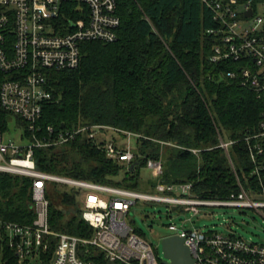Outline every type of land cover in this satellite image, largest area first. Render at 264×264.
Listing matches in <instances>:
<instances>
[{"label": "trees", "instance_id": "obj_1", "mask_svg": "<svg viewBox=\"0 0 264 264\" xmlns=\"http://www.w3.org/2000/svg\"><path fill=\"white\" fill-rule=\"evenodd\" d=\"M117 14V41L86 43L78 68L49 73L53 98L44 107L37 137L51 141L65 130L90 131L65 144L36 148L37 169L142 192L140 167L150 159L162 160V183H191L192 195L206 200L238 194L237 176L243 186L252 182L243 138L258 130L264 97L228 77L238 71L233 62L211 60L218 39L210 33L217 28L210 9L201 0H118ZM6 78L0 70V88ZM12 119L23 129L21 140L29 141L27 123L1 105L0 136ZM129 133L133 136L126 139ZM132 138L136 147L130 164L107 157L108 142L123 150L131 147ZM221 139L236 142L229 147L231 161ZM134 162L139 166L130 170ZM32 186L30 178L0 173V219L33 223ZM60 188L51 183L47 192L51 229L91 238L93 228L82 218L81 192ZM3 237L0 264H32L22 262L8 236ZM52 251L41 256L44 264H51ZM83 257L111 264L93 248Z\"/></svg>", "mask_w": 264, "mask_h": 264}, {"label": "built area", "instance_id": "obj_2", "mask_svg": "<svg viewBox=\"0 0 264 264\" xmlns=\"http://www.w3.org/2000/svg\"><path fill=\"white\" fill-rule=\"evenodd\" d=\"M212 12L217 28L214 62L231 61L238 71L228 77L240 80L244 87L264 97V0H201ZM118 0H0V70L7 75L0 88V105L13 117L27 123L32 138L28 143L5 142L0 136V173L32 179L35 219L22 225L0 219V249L6 234L22 262L43 264L41 256L53 249L51 264H97L83 256L93 248L111 264H160L154 249L126 222L138 201L177 205L184 212L200 213V207L251 208L264 216V111L259 128L243 138L252 165L248 186L237 176L240 191L225 201L206 200L192 195L193 185L161 182L163 163L150 159L147 167L158 180L154 192L146 193L39 171L36 148L65 144L90 127L62 131L55 140L41 141L37 125L45 105L51 102L49 73L78 68L84 44L114 43L121 19ZM99 128H107L97 126ZM53 133V128H48ZM235 141L221 139L229 153ZM104 151L115 161L130 164L131 148H119L108 142ZM230 157V155H228ZM51 183L81 192L82 218L93 228L91 238L57 233L50 227ZM173 230L177 231L175 226ZM194 264H264V244L235 234L184 230ZM1 261V260H0Z\"/></svg>", "mask_w": 264, "mask_h": 264}, {"label": "rangeland", "instance_id": "obj_3", "mask_svg": "<svg viewBox=\"0 0 264 264\" xmlns=\"http://www.w3.org/2000/svg\"><path fill=\"white\" fill-rule=\"evenodd\" d=\"M22 133L23 129L17 125L15 119H12L9 124V131L3 136L4 141L18 144L27 143V140H21ZM131 136L133 135L129 133L126 139L131 138ZM129 145L131 147L127 145L126 147H136L134 138L130 139ZM194 152L196 151L194 150ZM228 158L231 161V156ZM160 161L162 162V160ZM139 171L141 191L154 192L157 185L154 183L157 179L153 176L152 170L146 165L141 166ZM59 185L61 191L72 190L69 186ZM200 211V213L194 214L192 211L184 212L177 205L140 200L132 206L126 216V222L152 245L160 264L164 261L163 239L178 235L184 230L198 229L203 232L212 231L221 234L235 233L248 241L264 244V216L260 212L251 208L218 206L200 207ZM172 226H175L177 231L173 230Z\"/></svg>", "mask_w": 264, "mask_h": 264}, {"label": "water", "instance_id": "obj_4", "mask_svg": "<svg viewBox=\"0 0 264 264\" xmlns=\"http://www.w3.org/2000/svg\"><path fill=\"white\" fill-rule=\"evenodd\" d=\"M139 166V162H134L130 166V170ZM185 239L173 235L163 239L162 247L164 261L162 264H194V259L190 249L184 244Z\"/></svg>", "mask_w": 264, "mask_h": 264}]
</instances>
